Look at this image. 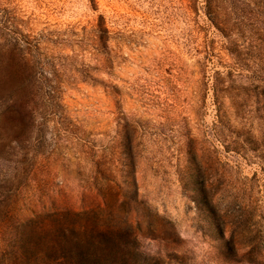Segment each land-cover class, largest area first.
Instances as JSON below:
<instances>
[{
    "label": "rangeland",
    "instance_id": "1",
    "mask_svg": "<svg viewBox=\"0 0 264 264\" xmlns=\"http://www.w3.org/2000/svg\"><path fill=\"white\" fill-rule=\"evenodd\" d=\"M227 16L221 31L205 0H0V264L63 210L151 260L264 264V14ZM31 40L62 58L56 103Z\"/></svg>",
    "mask_w": 264,
    "mask_h": 264
},
{
    "label": "trees",
    "instance_id": "2",
    "mask_svg": "<svg viewBox=\"0 0 264 264\" xmlns=\"http://www.w3.org/2000/svg\"><path fill=\"white\" fill-rule=\"evenodd\" d=\"M262 2V0H259ZM259 1H256L260 4ZM245 0H205L208 18L221 30H230V11L233 19L239 23L260 19L264 14L261 6L245 8ZM258 5V6H259ZM253 12V13H252ZM226 16V17H224ZM103 33H107L103 29ZM26 50L34 67V83L45 101L60 99L58 73L62 72V58L49 56L39 51L37 42L26 41ZM255 79L264 83V76L258 74ZM214 82L216 99L225 90ZM264 93V89H261ZM200 186L197 190L204 192ZM48 218L34 221L27 230L26 237H14L11 251V264H166L158 258L150 259L143 255L137 237L126 230L111 227H99L89 211H54Z\"/></svg>",
    "mask_w": 264,
    "mask_h": 264
}]
</instances>
